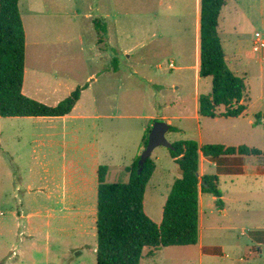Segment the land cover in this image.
Instances as JSON below:
<instances>
[{
	"label": "rangeland",
	"instance_id": "rangeland-1",
	"mask_svg": "<svg viewBox=\"0 0 264 264\" xmlns=\"http://www.w3.org/2000/svg\"><path fill=\"white\" fill-rule=\"evenodd\" d=\"M20 6L29 43L24 94L53 106L89 87L77 118L0 119V264H97L98 168H109L108 183H127L126 168L144 151V127L163 121L149 117H166L180 131L167 134L172 144L193 140L264 151V52L254 50L255 34L264 37V0H229L219 20L229 68L246 79L247 114L201 121L199 95L212 92V78L194 68V0H22ZM101 17L120 29L116 75L111 52L97 54L102 46L92 22ZM137 43L146 48L129 58L126 50ZM139 60L136 74L130 67ZM159 61L161 70L154 68ZM173 61L186 68L170 70ZM45 80L60 84L55 97L45 95ZM250 120L260 124L250 126ZM152 160L157 167L144 207L160 224L181 170L166 147L155 149ZM245 160L234 162L233 173L241 177H218L222 209L217 198L203 196L200 243L146 251L142 264H264V172L245 171L249 162L263 169L264 157ZM210 162L201 160V178L223 173L224 161Z\"/></svg>",
	"mask_w": 264,
	"mask_h": 264
},
{
	"label": "trees",
	"instance_id": "trees-1",
	"mask_svg": "<svg viewBox=\"0 0 264 264\" xmlns=\"http://www.w3.org/2000/svg\"><path fill=\"white\" fill-rule=\"evenodd\" d=\"M21 0H0V118L63 117L72 113L82 91L79 87L56 106H48L24 94L27 63V33L20 8ZM229 0H201L200 72L212 78V92L199 97V114L205 118H238L248 111L246 79L229 68L219 33V20ZM103 43L107 25L94 21ZM224 108L223 113L219 109ZM258 119L261 116H257ZM258 120L255 124L258 125ZM152 127L143 139L148 145ZM171 132H178L175 127ZM171 155L181 170V177L171 187L160 224L145 212L146 189L156 171L152 157L140 171L138 156L126 168L127 183H108L109 168L98 169L97 264H142L146 251L170 247L196 246L200 241V195L217 198L222 209V193L217 176L200 177L201 156L212 160L224 156L261 157L264 152L248 146H200L193 140L173 143Z\"/></svg>",
	"mask_w": 264,
	"mask_h": 264
},
{
	"label": "crops",
	"instance_id": "crops-1",
	"mask_svg": "<svg viewBox=\"0 0 264 264\" xmlns=\"http://www.w3.org/2000/svg\"><path fill=\"white\" fill-rule=\"evenodd\" d=\"M195 1V3H196V17H194L196 20V24H197V30H196V42H197V52H196V63H195V65H194V68H195V70H196V72H200V20H201V0H194ZM21 2H22V0L20 1V5H21ZM190 2H191V0H190ZM20 8H21V6H20ZM21 12H22V8H21ZM51 12V11H50ZM52 13V12H51ZM51 13H49V12H47V14H46V16L47 17H50V16H52L51 15ZM24 18V17H23ZM95 20H102L103 22H105L106 23V25H107V36H106V39L104 40V42L103 43H100V37H99V35H98V32H97V30H96V28H95V25H94V21ZM108 20V19H107ZM118 25V23L116 22V21H114L113 19H112V21H107L106 22V20L104 19V18H94L93 19V22H92V27H93V31H94V33H95V35H96V44L98 45V46H102V49L101 48H99L98 47V49H99V51L97 52V54H98V57L100 56V54H101V56L103 57V56H108V54L111 52V62H112V65L110 66L111 68V71H112V75H116V74H118V72H119V70H120V65H119V63H118V60H116V50L118 51V53H120V52H122V51H120V50H118V48H120V42H119V35H120V29L119 28H116V26ZM26 29V28H25ZM27 33V32H26ZM158 35L156 34V33H153L152 34V36H151V38H155V37H157ZM28 37V36H27ZM116 38H117V44H118V47H116V45H115V43H116ZM80 42H82V36L80 37V40H79ZM108 46V48H107V50L105 49V46ZM28 46H29V43H28V38H27V48H28ZM146 48V44L145 43H137V45H135V47L134 48H132V49H129V50H126V53H127V55H128V53H133L134 51H136V50H138V49H145ZM121 50H122V48H121ZM150 54V55H149ZM149 54H148V56H146L147 57V59H150L149 57L150 56H153L152 55V52H149ZM128 57L129 58H131V55H128ZM173 57H175V55H173ZM144 62V60H139L136 64L138 65H136V64H131V67H130V69H131V71L132 72H134V73H138L139 72V68L138 67H140V64L141 63H143ZM146 66H148V67H151V65H152V63H150V64H145ZM109 65H107V67H108ZM145 68V67H144ZM154 68H158V69H162L163 68V63H162V61H159V62H156L155 63V65H154ZM184 68H186L185 66H183V65H180V66H178V67H176V61L174 62H170V64H169V69L170 70H172V71H174V70H183ZM25 76H26V74H25ZM37 76V75H36ZM151 83H153L152 81H151ZM153 85H154V83H153ZM46 87V88H45ZM61 86H60V84H53V83H50V82H46V80H45V84H44V92H45V95L47 96V97H49V98H52V97H55V95L59 92L58 90H59V88H60ZM89 87V86H88ZM82 93H83V91H82ZM201 95H199V97H200ZM81 98H82V95H81ZM81 98H80V100H81ZM111 99H113L112 97H110V100ZM80 100H79V102H80ZM107 100H109V96L107 97ZM112 102H114V100H111ZM79 102L77 103V105L75 106V108H74V110L72 111V113L71 114H69V115H67V116H63V117H50L49 119H56V121L58 120H61V121H65V120H69V119H74V118H77V117H79V116H77L76 114H75V112H76V110H77V106H78V104H79ZM198 102H199V99H198ZM59 104V103H58ZM58 104H56V105H58ZM56 105H53V106H56ZM248 112V111H247ZM200 115V114H199ZM245 115H243V116H240V117H238V118H226V117H218V118H215L216 120L217 119H221V118H225V119H241V118H243ZM26 118H44V117H26ZM26 118H24V119H26ZM46 118V117H45ZM150 118V120H154V121H157V120H163L164 122H166L165 120H167V118L166 117H149ZM202 118H204V119H212V118H205V117H202V116H199V118H198V120L199 121H201V119ZM0 119H2V118H0ZM8 119V118H7ZM9 119H13V118H9ZM15 119V118H14ZM155 122H152L151 123V125H146L145 127H144V137H145V134H146V132H147V130H148V128H150V127H153V124H154ZM167 124H169L170 125V122L168 123V122H166ZM249 125L251 126H255V123L253 122V121H249ZM171 126V125H170ZM178 132H180V131H178ZM178 132H174V133H178ZM168 133H173V132H171V131H169ZM167 133V134H168ZM167 136V135H166ZM144 137H143V139H144ZM142 142H143V140H142ZM224 146H226V145H224ZM226 147H230V146H226ZM264 152V151H263ZM237 156H238V158L239 159H241L242 160V158H244V159H246L245 161H246V163H248V158H250V157H254V156H241V155H234V156H224V157H221V158H219V159H216V160H212V159H210V158H206V157H204L203 155L201 156V160L203 159V160H209V161H211L210 163H214L215 165L217 164V162H219V161H224V163L223 164H226L225 166H222V169H223V173H221L220 175H218L217 177H227V178H229V177H234V178H236V177H241V174L240 173H233V171L234 170H236V169H238V167H236L235 165L237 164V163H234L235 162V160L237 161ZM262 157H264V155L263 156H261V157H256V158H262ZM249 161H250V159H249ZM249 166H251L250 168H249ZM100 167V166H99ZM129 167V166H128ZM239 167H240V165H239ZM99 169V168H98ZM247 169H250V172L247 170ZM237 171V170H236ZM245 171H246V174H247V176H252V175H254L255 177L259 174V172L261 171V172H264V168L263 169H261L260 170V167H258V164L256 163V162H249L248 163V167H246V169H245ZM253 172H256V173H253ZM98 174V173H97ZM127 174V173H126ZM128 175V174H127ZM200 176H201V173H200ZM97 181H98V179H97ZM205 194H201L200 195V220H201V223H202V219H203V217L202 216H206L207 214L206 213H204L203 212V196H204ZM97 198H98V196H97ZM222 200H223V196H222ZM97 201H98V199H97ZM224 203V202H223ZM224 211V210H223ZM222 211V212H223ZM201 223H200V225H201ZM201 238H202V236H201ZM199 243H200V241H199ZM200 248H201V254H202V256L203 255H205V253L204 252H202L204 249H206L205 247H202L201 245H200Z\"/></svg>",
	"mask_w": 264,
	"mask_h": 264
},
{
	"label": "water",
	"instance_id": "water-1",
	"mask_svg": "<svg viewBox=\"0 0 264 264\" xmlns=\"http://www.w3.org/2000/svg\"><path fill=\"white\" fill-rule=\"evenodd\" d=\"M170 128L171 126L164 121L154 123L149 135L148 145L140 156V171L143 170L146 162L152 157L153 152L158 147H166L169 150L174 149L173 144L168 141L166 136Z\"/></svg>",
	"mask_w": 264,
	"mask_h": 264
},
{
	"label": "built area",
	"instance_id": "built-area-1",
	"mask_svg": "<svg viewBox=\"0 0 264 264\" xmlns=\"http://www.w3.org/2000/svg\"><path fill=\"white\" fill-rule=\"evenodd\" d=\"M255 46H254V50L255 52L259 53V52H264V37L262 34L260 33H256L255 34Z\"/></svg>",
	"mask_w": 264,
	"mask_h": 264
}]
</instances>
